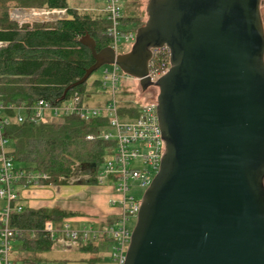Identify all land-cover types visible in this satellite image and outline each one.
<instances>
[{"label": "water", "instance_id": "95a60500", "mask_svg": "<svg viewBox=\"0 0 264 264\" xmlns=\"http://www.w3.org/2000/svg\"><path fill=\"white\" fill-rule=\"evenodd\" d=\"M261 2L147 0V19L125 53L96 50L87 32L80 37L94 63L56 100L105 64L138 79L143 91L158 88L165 153L123 264H264ZM163 47L169 67L151 82L152 52ZM82 169L92 174L96 164Z\"/></svg>", "mask_w": 264, "mask_h": 264}, {"label": "trees", "instance_id": "16d2710c", "mask_svg": "<svg viewBox=\"0 0 264 264\" xmlns=\"http://www.w3.org/2000/svg\"><path fill=\"white\" fill-rule=\"evenodd\" d=\"M11 6L65 9V15L53 27H16L7 13ZM260 13L264 25V0ZM130 20L136 19H124ZM108 25L102 12L70 7L67 0H0V103L31 104L41 97L52 103L60 101L62 97L56 98L68 85L81 79L94 63L90 49L80 37L87 32L94 40L96 50L110 46ZM168 60L169 52L165 47L154 49L149 69L166 67ZM86 83L87 80L71 87L65 96L74 91L89 93ZM96 83L97 79L94 80ZM129 111L132 115L137 113L134 108H129ZM4 115L10 118L2 129L3 136L11 143L7 153L19 167L47 173L49 180L46 184L68 183L69 176L83 173V164L95 163L98 169L114 147V141L87 140L85 137L95 134L98 126L105 124L103 117L86 121L76 115H67L58 121L40 125L29 121L17 122L16 113L12 110H5ZM94 176L92 173L87 179L73 183H95ZM75 214L58 207L24 205L22 210L12 211L9 219V226L15 230L12 261L16 263L18 255L23 254L39 262L38 256L49 251L52 244V239L43 229L44 222L53 220L60 224ZM98 249V243L88 242L79 251L94 254L95 258L86 259L92 263L101 260L97 255Z\"/></svg>", "mask_w": 264, "mask_h": 264}, {"label": "built area", "instance_id": "2783aa9c", "mask_svg": "<svg viewBox=\"0 0 264 264\" xmlns=\"http://www.w3.org/2000/svg\"><path fill=\"white\" fill-rule=\"evenodd\" d=\"M64 11L65 9L48 10L52 15H56L55 19ZM103 11L109 22L107 33L111 37L110 47L115 54L122 53L120 52L121 41L125 45L133 44L136 29L120 30L122 15L119 0H106ZM168 67L169 60L166 67L149 69V80L156 82ZM99 68L102 69V76L96 83L99 91L104 90L111 95L110 101L105 105L85 104L83 96L92 92L81 94L78 91L71 92L56 103L42 97L31 104L22 102L19 105H3L0 103V200L4 203L0 208V264H18L11 260L14 249L12 236L15 230L9 226L11 212L20 211L23 208L16 187L46 184L49 180V175L45 172L16 166L13 158L7 153L5 147L7 139L3 136L2 129L10 118L4 115L5 110L15 111L17 122L29 121L40 125L58 121L67 115H76L86 121L99 117L106 119L104 125L98 126L95 134H87L85 137L87 140L98 138L114 141L112 152L104 157L102 165L96 168L93 174L96 184L108 183L113 189L114 194L109 202L119 208L115 218L111 222L101 221L95 225L85 224L78 228H72L66 220L60 224L53 220H46L43 229L52 239L50 247L52 250L69 252L88 242L99 244L109 241L112 245L113 261L116 264L124 263L132 231V228L127 226V221L129 218L137 217L140 206V201L128 192L134 183L143 188L150 185L159 170L161 158L165 153V143L161 137L156 101L142 105L123 101L126 109L134 108L137 113L136 115L128 113L130 117L125 116L124 113L119 115L118 106L121 103L116 99V93L120 90V78L123 75H129L124 72L120 74L121 70L116 64H105ZM81 174L69 176L67 182L73 183L87 179L91 175L84 171ZM31 264H55V262L48 260Z\"/></svg>", "mask_w": 264, "mask_h": 264}, {"label": "rangeland", "instance_id": "374dc122", "mask_svg": "<svg viewBox=\"0 0 264 264\" xmlns=\"http://www.w3.org/2000/svg\"><path fill=\"white\" fill-rule=\"evenodd\" d=\"M106 0H67V3L70 7H75L82 10L87 9H93L96 12H102L105 15V12L103 11V6L105 4ZM121 4V15H122V23L120 25L121 31L126 30H132L137 29L140 25H142L146 19V4L147 0H119ZM101 6V7H99ZM17 9H25L26 14H22V12L18 11ZM45 8H29V7H15L11 6L8 8V17L10 21L13 23L16 27H21L24 25H27L28 27L33 26H45V27H53L56 25V22L59 20V17H64L65 11L62 15L58 16V18L49 17L44 15L45 10H51V9H45ZM17 10V11H16ZM59 10V9H57ZM63 12V11H62ZM106 16V15H105ZM134 17L135 21H124L125 18ZM36 22V23H35ZM122 44V48L120 52L125 53L130 50L132 43L129 44ZM120 74H124L122 71L119 72ZM102 76V69L98 68L95 70L87 79L86 88L87 91L92 92L89 95L83 96V102L87 105L94 106V105H105L107 102L110 101L111 95L109 93L104 92V90L99 91V87L97 84H94L93 81L95 79H100ZM119 91L116 93V99L121 103L118 106V112L119 115H122L124 113L125 116H129L128 113L131 114L129 109H126L123 105V101L126 102H134L136 104L142 105L146 102L156 101V97L158 94V88L156 86H149L146 90H141L139 80L132 77V76H126L123 75L120 78L119 81ZM127 112V113H126ZM130 117V116H129ZM11 143L9 140L6 141L5 147L6 149L10 148ZM16 166H20L14 162ZM138 165V163H137ZM84 171V170H83ZM85 172V171H84ZM83 175V174H81ZM106 184V183H105ZM46 186H53L56 187H84V191L77 193L78 196L81 199L90 200L94 198L93 192L91 188H93L95 191L101 190L100 184H94V183H66V184H44ZM100 185V186H98ZM104 185V184H103ZM39 186H42L41 184ZM111 187V186H110ZM18 189V186L17 188ZM146 188L140 187L137 184H132L130 187V190L128 194L133 195V197L140 201ZM4 204L2 200H0V205ZM102 206H104L103 203H101ZM95 205V204H94ZM87 213V212H86ZM98 213V212H96ZM111 214V213H110ZM110 214H106V217H108ZM94 213L88 212L86 215V219H83V221L80 222H73L70 219H66V222L72 227V228H78L82 226V224L87 225H95L93 223L95 221V216H93ZM111 220V217L109 218ZM85 220V221H84ZM112 221V220H111ZM109 221V222H111ZM136 223V218H129L127 221V226L130 228H133ZM81 247V246H80ZM80 247H76L75 249L69 251V252H63L59 250H52L50 248L49 251H46L42 253V255H39L37 259H40V261H53L55 264H116L115 261H113L111 257L112 252V245L109 241H104L102 243L98 244V254L101 257V260L98 262H89L86 259L88 258H95L94 254L89 253H83L80 252ZM12 256L14 254V251H12ZM11 256V260H12ZM21 256V257H20ZM19 259L16 263L18 264H27L24 262V258L28 262H34V258H28L24 257L23 255H18ZM24 257V258H23ZM36 260V259H35ZM13 262V261H12ZM14 263V262H13ZM35 263V262H34Z\"/></svg>", "mask_w": 264, "mask_h": 264}, {"label": "crops", "instance_id": "0c3cea01", "mask_svg": "<svg viewBox=\"0 0 264 264\" xmlns=\"http://www.w3.org/2000/svg\"><path fill=\"white\" fill-rule=\"evenodd\" d=\"M39 185L40 184L32 185L28 187H22L21 185L18 186L17 191H18L19 201L24 206L47 207V208L58 207L66 211L77 213L67 218L72 220L73 222L83 221V219H86L87 213L90 212V213H94L93 216L96 217L93 223H99L101 221H111L115 218V214L119 210L117 206L111 205L109 202V199L114 194V192L108 183L101 185L100 191H95L93 188H91L94 198L90 200L81 199L78 196L77 193H80L85 190L84 187L81 186L80 187L60 186L54 188L53 186H46L44 184H41L42 186ZM101 203H103L104 206H102ZM2 206L3 204L0 205V208ZM106 214H110L108 217L109 218L111 217V220H109L108 217H106ZM24 262L27 264L34 263V262H28L26 260H24Z\"/></svg>", "mask_w": 264, "mask_h": 264}, {"label": "bare ground", "instance_id": "6f19581e", "mask_svg": "<svg viewBox=\"0 0 264 264\" xmlns=\"http://www.w3.org/2000/svg\"><path fill=\"white\" fill-rule=\"evenodd\" d=\"M26 12H29V11H26V10H24V11H22V14H26ZM44 15H46V16H49V17H56V15H52V13L51 12H48V11H45L44 12Z\"/></svg>", "mask_w": 264, "mask_h": 264}]
</instances>
